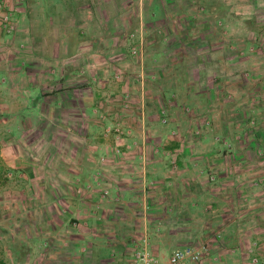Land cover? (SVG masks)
<instances>
[{
	"label": "crops",
	"instance_id": "0c3cea01",
	"mask_svg": "<svg viewBox=\"0 0 264 264\" xmlns=\"http://www.w3.org/2000/svg\"><path fill=\"white\" fill-rule=\"evenodd\" d=\"M218 3L0 0V162L18 173L1 209L19 214L4 261L15 245L51 264L191 247L200 264H264V96L217 78L236 49L218 46ZM241 4L263 17L264 0Z\"/></svg>",
	"mask_w": 264,
	"mask_h": 264
},
{
	"label": "rangeland",
	"instance_id": "374dc122",
	"mask_svg": "<svg viewBox=\"0 0 264 264\" xmlns=\"http://www.w3.org/2000/svg\"><path fill=\"white\" fill-rule=\"evenodd\" d=\"M219 5L221 8L219 15L223 19H227V22L218 24V44L220 51H225L228 48H230L231 45L235 46V50L232 51L228 49L230 53L227 52L226 55H220L221 59H223V62H221V66H225L224 68H220L217 72V78L218 80H225L229 79L231 81H242V80H250L259 82V93L264 96V9L262 7H259L257 10H260L257 14L261 17L258 18L257 21L255 20V17H253V10L249 8V6H242L241 0H223L225 3H229V5L222 6V0H218ZM227 7V8H226ZM194 11V10H192ZM7 13V12H6ZM197 12H192L190 16L196 15ZM203 14V13H202ZM257 16V15H254ZM243 18H248L246 20H254L253 26H250L251 28L257 30L262 28V32L260 33L261 36L259 37H253L249 36L247 37V34H243L245 26L243 25ZM250 18V19H249ZM259 20V21H258ZM257 22V23H256ZM227 31L230 34V38H225L226 36H221L222 32ZM259 34V33H258ZM233 36V37H232ZM230 40V42L228 41ZM134 46V49L136 50V54L133 55L134 57L139 58H146V55H148V52L145 53V42L142 43V47L140 45L131 44V46ZM223 47V49L221 48ZM133 49V48H132ZM131 49V50H132ZM140 50V51H139ZM243 53V54H242ZM149 58V56H148ZM228 58V62L225 60ZM177 74V72H176ZM178 75V74H177ZM242 83V82H241ZM245 90V89H243ZM231 95V94H230ZM232 96V95H231ZM242 99V101H241ZM239 99V102L245 101V98ZM249 99V97H248ZM223 102V101H222ZM226 103V102H225ZM235 104V101H234ZM255 124L253 123V127H256V120H254ZM18 173L12 170L4 169L0 162V264H25L21 263L19 261H22V256H25L27 259L28 264H51V261L48 256H46L40 263V261L36 258L40 254V250L38 249L36 253L38 255H35V247H32L27 250V248H21V251H23V255H20V257H17L18 255V246L15 245L12 248L10 247L12 251V257L13 259L4 261L6 259V255L8 256V247L4 245V240L2 238V230L4 229V224L7 222H10V218H13L15 216H18L19 214L15 213L10 217L3 218V212L1 206H3L4 202L8 201L4 199V191L10 190L15 191L14 188L18 186V183L16 182L18 179ZM7 210V208H6ZM17 220H19V217H17ZM8 225V224H7ZM19 225V223H14V226ZM9 226V225H8ZM7 250V251H5ZM28 252V253H27ZM27 253V254H26Z\"/></svg>",
	"mask_w": 264,
	"mask_h": 264
},
{
	"label": "built area",
	"instance_id": "2783aa9c",
	"mask_svg": "<svg viewBox=\"0 0 264 264\" xmlns=\"http://www.w3.org/2000/svg\"><path fill=\"white\" fill-rule=\"evenodd\" d=\"M10 22H11L10 14L9 13L4 14V16L2 17V23L7 31H10L12 29ZM136 53L137 52L135 49L131 50L132 55H135ZM206 253L207 250L205 248L194 249L191 247H185L173 251L165 262H160L157 258L152 256L147 250L142 249V250H138L134 255L133 264H200ZM253 263L256 264L257 260L254 259Z\"/></svg>",
	"mask_w": 264,
	"mask_h": 264
}]
</instances>
